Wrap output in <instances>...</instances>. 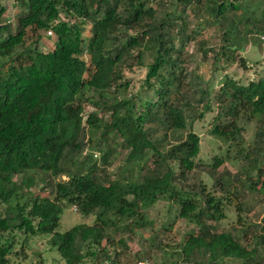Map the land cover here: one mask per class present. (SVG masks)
Returning <instances> with one entry per match:
<instances>
[{"label": "trees", "instance_id": "1", "mask_svg": "<svg viewBox=\"0 0 264 264\" xmlns=\"http://www.w3.org/2000/svg\"><path fill=\"white\" fill-rule=\"evenodd\" d=\"M13 3L23 8L15 22L0 20V65L8 61L5 69L0 67V264H9L10 233L15 230L46 236L63 264H83L87 258L108 260V246L117 257L115 247L125 249L126 244L116 234L122 228L132 232L151 225L139 206L159 198L175 204L178 215L195 227L173 251L159 246L154 233L152 238L158 243L152 244L167 255L168 264H231L233 260L259 264L257 248L240 243L239 235L246 227L243 222L224 231L213 224L223 217L222 201L191 171L201 167L193 161L198 136L188 130L173 143L170 137L185 128L186 113L201 118L215 106L209 135L226 143L230 152L213 157L201 168L213 192L223 193L228 186L231 195L239 197L243 188L254 190L264 160V73L245 84L225 74L212 105L200 77L180 68L177 56H171L169 34L174 19L193 4L191 9L205 11L218 29V46L207 51L200 48V57L215 62L219 56L244 67L240 52L250 36L264 43L258 38L264 35V0ZM152 3L160 9L159 15ZM3 11L0 3V14ZM60 13L71 15L81 25L87 23L86 35L82 37L83 30L75 21L64 22ZM176 30L184 33L186 23L179 21ZM46 31L53 36L52 45L39 50L40 33L46 36ZM133 56L135 64L144 65L146 71L143 91L127 97L121 95L127 88L122 69L131 66L127 61ZM88 92L99 111L109 112L107 120H98V111L83 119L82 103ZM240 116L256 120L248 149L243 144L244 126L237 123ZM109 133L118 135L119 146L127 150L121 176L115 179L103 167L112 152L107 146ZM91 147L102 151L100 167ZM147 154L149 163H141ZM240 157L247 160L248 171L237 170L230 178L222 176L227 170L217 171L224 158L236 162ZM16 174L22 176L19 183L12 180ZM240 174L244 176L241 185ZM60 175L66 179H59ZM36 178L48 187V195L33 196L28 191ZM256 192L264 196V180ZM65 204L73 205L81 216H91V223L58 232ZM234 207L241 210V202ZM133 210L132 227H120L118 217ZM256 237L264 242V234ZM173 254L175 258L170 257Z\"/></svg>", "mask_w": 264, "mask_h": 264}, {"label": "rangeland", "instance_id": "2", "mask_svg": "<svg viewBox=\"0 0 264 264\" xmlns=\"http://www.w3.org/2000/svg\"><path fill=\"white\" fill-rule=\"evenodd\" d=\"M59 4V0H55ZM168 1V0H167ZM1 5L4 7V11L0 14V20L10 21L12 24L15 22L16 15L23 10L18 4L13 3V0H0ZM156 3V2H155ZM155 3L151 6L154 7L156 15H159L160 9ZM193 4L189 6V9L184 12L183 16L178 15L174 21L175 26L170 31V43L172 45L171 56L178 58L180 61V68H185L188 71H194V73L200 77V86H207V90L210 93V102L214 105V91L220 85L222 76L225 74L232 77L239 83H247L249 80H256L263 76L264 73V43H259L255 36H250L249 42L244 46L240 52V56L244 60V67H240L238 63L231 59L225 60L223 57L217 56V60L213 62L211 58L202 59L200 57V48L207 51L209 48H216L218 46L219 37L218 29L214 24V21L207 15L205 11H197L191 9ZM59 17L67 23L75 21L79 28L82 29V37L87 33V23L81 25L78 20L74 19L71 15L59 14ZM183 20L186 23V30L184 33L176 30V25L179 21ZM50 32V31H49ZM49 34V35H48ZM40 33L39 50L50 48L52 45V34L45 32ZM86 40L84 39V42ZM211 56V53H209ZM82 58L87 61V56L82 55ZM135 56H133L127 62L130 63L129 68L122 69V81H127V88L121 95L137 94L143 91V79L146 68L144 65L135 64ZM8 65V61L0 65L2 69ZM145 89V88H144ZM86 100L83 101L82 117L86 118V115L90 112H97L98 120H107L109 112L99 111L98 104L95 99L92 98L91 93L88 92ZM216 108L212 106L210 111L203 112L201 118H195L190 114H185L186 126L182 130L177 131L170 137L171 143L184 137L186 131H192L198 136V151L194 156L193 161L204 166L210 164L213 157H224L226 150L230 147L218 139L209 135V130L214 123ZM193 119L192 121H190ZM222 122V121H221ZM256 120L254 118L244 120V117L240 116L237 123L244 126L242 137L244 139L245 149L250 148L252 143L253 131L255 128ZM190 124V126H189ZM110 141L107 146L112 150L110 154L106 155L105 164L103 165L107 176L110 179L120 177V170L122 169L123 159L127 154V150L119 146L118 135L109 133ZM165 148V147H163ZM93 153H96V164L100 167V159L102 157V151L96 150L95 147L90 148ZM93 149V150H92ZM250 150V149H249ZM248 150V151H249ZM245 151V150H244ZM149 163V154L145 155L141 159V163ZM248 162L243 157L238 160L232 161L230 158H224L223 163L217 168V171L227 170L223 177H229L230 174L239 172H245L249 170ZM201 167H195L191 171L196 174L197 179H200L204 183L206 189L215 197H218L222 201V215L223 217L217 222H212L217 230H229L232 225L238 222L245 224L244 230L240 233V243L246 248L255 246L257 248L258 262L264 264V242L261 243V239L256 235L264 234V196L260 192H256L259 183L264 180V160L259 164L261 174L255 183V189L249 190L242 189L241 195L235 197L231 195V187L227 186L225 192H213L211 187V181L203 172ZM241 185L244 183V176L240 174ZM21 174L13 175L12 180L15 183H19ZM59 179H66L65 175H60ZM36 178L35 183L28 188V191L33 196H46L48 195V187L41 184ZM230 184V183H229ZM245 187V186H244ZM228 191V192H227ZM243 193V194H242ZM130 199V197H128ZM241 202L242 209L235 210L234 204ZM139 209L143 211L148 220H151L152 224L143 228H134L132 232L126 229H120L121 231L116 236L121 237L126 248L115 247L119 252L115 257L110 246L106 248L108 260H97L92 258L84 259L83 264H138V262L146 260L150 264H168L169 258L167 255L162 254L159 250L153 246L157 240L153 239L154 233H157V239H159V246L166 245V250H174L179 246L186 235L195 232V227L191 222L186 221L178 215V207L164 198L153 200L150 203L141 204ZM136 210L129 212L127 215L118 217V225L124 227L130 225ZM114 214V212H112ZM113 216V215H111ZM92 221L91 216H81L73 205L65 204L60 214V219L57 227L58 232L67 230L74 224L86 223L89 224ZM252 223L251 225L249 224ZM250 225V226H249ZM132 227V225H130ZM248 227V228H247ZM247 228V230H246ZM13 232V235H12ZM10 235L13 237L12 247L10 251L9 264H63V261L59 258L58 254L51 249L47 243V237L43 235H29L22 231H12ZM264 239V238H263ZM153 243V244H152ZM158 243V242H157ZM15 252H20L19 256H15ZM170 257L175 258L176 255ZM231 264H240L239 261L233 260Z\"/></svg>", "mask_w": 264, "mask_h": 264}, {"label": "built area", "instance_id": "3", "mask_svg": "<svg viewBox=\"0 0 264 264\" xmlns=\"http://www.w3.org/2000/svg\"><path fill=\"white\" fill-rule=\"evenodd\" d=\"M48 33H49V31H48ZM258 38H259V40L264 41V35H261ZM138 264H150V263L146 260H143V261L138 262Z\"/></svg>", "mask_w": 264, "mask_h": 264}, {"label": "clouds", "instance_id": "4", "mask_svg": "<svg viewBox=\"0 0 264 264\" xmlns=\"http://www.w3.org/2000/svg\"><path fill=\"white\" fill-rule=\"evenodd\" d=\"M50 33V32H49ZM49 35V34H48Z\"/></svg>", "mask_w": 264, "mask_h": 264}]
</instances>
